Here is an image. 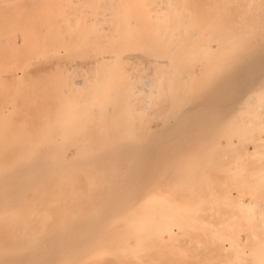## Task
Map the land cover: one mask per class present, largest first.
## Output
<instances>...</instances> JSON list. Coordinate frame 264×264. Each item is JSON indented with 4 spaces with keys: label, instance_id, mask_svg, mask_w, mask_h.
<instances>
[{
    "label": "bare ground",
    "instance_id": "6f19581e",
    "mask_svg": "<svg viewBox=\"0 0 264 264\" xmlns=\"http://www.w3.org/2000/svg\"><path fill=\"white\" fill-rule=\"evenodd\" d=\"M246 1L220 2L218 11H244ZM251 1L250 45L207 68L187 103L171 110L175 71L165 64L177 47L196 56L212 49L219 30L201 16L213 15L210 1L0 0V264H131V254L113 257L125 236L170 238L173 226L199 224L185 217L194 213L161 209L169 204L161 197L135 207L143 191L177 186L198 190L179 195L189 200L231 199L241 234L208 227L215 249L176 255L172 264H220L227 245L243 255L263 250L264 0ZM117 60L133 92L99 110L95 91ZM186 67L180 72L192 73ZM123 105L129 114L120 118ZM166 111L170 118L153 128L150 119ZM235 112L203 149L212 120ZM135 186L141 193L128 197ZM117 219L128 223L113 230Z\"/></svg>",
    "mask_w": 264,
    "mask_h": 264
},
{
    "label": "rangeland",
    "instance_id": "374dc122",
    "mask_svg": "<svg viewBox=\"0 0 264 264\" xmlns=\"http://www.w3.org/2000/svg\"><path fill=\"white\" fill-rule=\"evenodd\" d=\"M210 1L209 7H211V16H209L206 12H204L201 16L202 19L207 18L211 21V29L219 30L217 34V41L213 40L209 43L212 48L208 52L205 49L201 48V53L199 51L196 53H191L192 48L184 47L186 52L184 54H180L181 48L177 47L179 50V54L177 57L170 58L169 62L165 64L167 69H174V76L169 78V86L168 91L172 93H176L173 95V102L169 103L170 109H174L177 107L184 106L188 98L186 92L191 91L192 88H196L199 85V81L203 80L204 73L207 68H214L217 66L218 59H221L222 56H225L229 51L234 54L241 49L250 45V41H247L249 36L251 35L250 27L245 24V21L248 18H252L254 6H257V3H252L251 0L246 1L247 6H243L244 11H230L229 13H220L218 11L220 2L225 3L226 0H202V2ZM254 4V5H253ZM264 5V4H263ZM259 11L262 14V19L264 17V7H259ZM194 15V14H193ZM245 19V20H244ZM261 19V20H262ZM210 21L207 22L210 23ZM220 21H223L220 23ZM200 22V21H199ZM49 26V25H48ZM54 27V26H50ZM257 31V30H255ZM188 31L186 32V34ZM204 33V30L202 31ZM201 35V34H200ZM199 35V36H200ZM234 35L232 41L228 39L229 36ZM187 43V42H186ZM166 47L165 49H168ZM174 50V49H173ZM188 50V52H187ZM190 50V53H189ZM165 50L162 54L166 55ZM204 52L209 53V56H203ZM176 53L173 52L172 54ZM192 55V56H191ZM191 57L192 62L187 63L188 57ZM186 63V64H184ZM121 62L119 60L116 61L115 66H113V74L109 80H103L99 84V88L95 91V98L93 103L95 106L99 108V110H107L111 107L117 99H127L131 97V83L130 77L127 74L121 72ZM187 66L189 70H192V73H184L180 72ZM207 80H210L209 77H205ZM206 80V82H207ZM200 81V82H201ZM129 83V84H128ZM125 85L124 88L119 87V85ZM122 88V89H121ZM257 94V93H256ZM149 97V96H148ZM193 98V97H192ZM191 99V98H190ZM123 103V102H122ZM125 103V101H124ZM69 109L75 107L76 104L70 105L68 103ZM125 111H122L119 114V117H124L128 113L127 106ZM136 113H139L138 111ZM238 112L232 113V115H228L226 117H217L212 120L211 127L207 130L208 133L212 135L207 137L203 142H200L199 145L203 146V149L208 148L211 144L210 141L217 140L221 137V135L231 127V122L234 119ZM171 116V112L166 111L165 115L162 119L154 120L150 119V124L154 128L156 126H161L167 119ZM258 137V132L253 130L252 138L256 139ZM233 142L238 141V137H232ZM203 152L202 154H204ZM189 155V154H188ZM191 156V155H190ZM178 160V159H176ZM175 160V161H176ZM141 187H131L126 195L130 197V195L141 193ZM198 190H185L182 186H177L175 189L166 191L162 189H149L145 192L147 195L144 196L143 199L139 200L135 207H137L140 211L143 209V205L146 201L151 199H155L157 197H161V200H164L169 203L167 206H164V209L168 211L172 207L176 206L179 211H185L186 213H194L188 214L186 218H196L198 219L199 224L197 226L188 227L185 229H177L175 226L173 235L170 238H167V235H164L161 239L159 237H150L148 235H143V237H137L135 234L130 236H125L123 238V242L120 243V248L123 250L122 254L113 253V257L115 260H119L121 258L127 259L129 254H131V264H172L176 255L184 259H192L193 252H207L208 249L214 250L215 246L212 247L211 241L214 242L213 237L210 235L208 227L213 229H217L218 231H222L229 238H234V236H238L241 234L240 225L241 223L237 222L239 218L237 217V206L234 202L229 198H222V196H216V198H211L210 196H202L196 197L194 199L189 200L186 197L179 196L181 193L186 192H197ZM212 191H208L210 195ZM167 194H170L166 196ZM235 196V193H233ZM167 199H166V198ZM130 202H124L123 204L127 205ZM187 203H192L190 206H186ZM101 208H106L105 206ZM197 213H201V216L197 217ZM130 221V220H129ZM128 221H124L122 219H117L110 223L112 229L115 227H123L126 225ZM248 231V230H247ZM197 235H201L200 237H196ZM100 240H105L101 238ZM238 241V242H237ZM177 242L179 244H177ZM235 242L237 244H242L241 240L236 239ZM99 243H95V247L99 246ZM113 246L110 251H113ZM218 260L220 264H264V248L259 253H249L242 254L239 251H235L233 248H229L228 245L223 250L219 251ZM251 259L250 262H246L245 259ZM259 258V259H257Z\"/></svg>",
    "mask_w": 264,
    "mask_h": 264
}]
</instances>
